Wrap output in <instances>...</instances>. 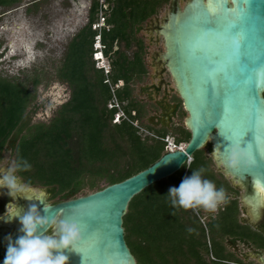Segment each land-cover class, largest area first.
<instances>
[{"label":"trees","instance_id":"trees-1","mask_svg":"<svg viewBox=\"0 0 264 264\" xmlns=\"http://www.w3.org/2000/svg\"><path fill=\"white\" fill-rule=\"evenodd\" d=\"M18 1L0 0V7ZM170 1L104 0L106 22L111 26L101 31L104 56L111 60L106 76L93 59L98 34L93 25L103 9L100 0H93L88 23L68 43L57 70L58 81L68 86L70 97L48 122L32 123L37 104L29 111L37 100L40 74L26 76L24 81L0 74V163L11 140L14 159L31 164L30 171L18 173L26 183L50 188L55 196L75 198L121 182L156 162L166 152L168 144L161 138L169 135V130L142 122L147 110L135 98L134 85L146 76L147 68L144 41L137 34L142 24ZM123 43L126 50L135 47L132 56L121 49ZM119 81L124 84L115 89V96L128 119L115 123L118 109H110L108 104L113 98L111 87ZM131 121H138L159 138L143 136ZM171 134L177 145L191 138L190 131L182 127ZM201 167L204 178L225 190L227 201L205 223L196 210L172 208L165 196L170 187L178 186ZM234 192L212 168L207 152L200 149L174 175L135 195L123 217V227L137 264H252L237 258L226 245L230 240L264 249V236L242 222ZM188 228L194 231L189 233Z\"/></svg>","mask_w":264,"mask_h":264},{"label":"water","instance_id":"water-1","mask_svg":"<svg viewBox=\"0 0 264 264\" xmlns=\"http://www.w3.org/2000/svg\"><path fill=\"white\" fill-rule=\"evenodd\" d=\"M175 3L160 29L165 46L162 57L187 113L185 126L191 138L181 149H166L148 168L121 182L56 205H45L49 217L80 225L82 239L75 246L76 252L65 251L69 264H137L123 227L130 201L153 183L174 175L207 144L212 145V157L224 168L221 170L246 190L244 203L251 217L258 218L264 209V121L258 123L257 143L251 148L254 163L238 172L222 165L226 155L223 150L230 144L227 139H236L247 114L246 66L235 63L233 57L245 55L256 65L264 60V0H220L222 7L214 14L206 11L209 0H188L182 9ZM213 68L223 71L210 84L207 74ZM259 94L264 98V90ZM232 104L238 105V112H229L226 121L218 119L225 106ZM253 142L254 133L249 131L242 144ZM37 205L42 207L39 202ZM19 234L16 230L11 236L15 239ZM6 244L0 247V262L5 257Z\"/></svg>","mask_w":264,"mask_h":264},{"label":"rangeland","instance_id":"rangeland-1","mask_svg":"<svg viewBox=\"0 0 264 264\" xmlns=\"http://www.w3.org/2000/svg\"><path fill=\"white\" fill-rule=\"evenodd\" d=\"M92 1L19 0L13 5L0 7V74L24 81L26 76L32 77L33 73L37 72L42 78V83L37 90V100L29 109L30 111L35 104L39 106L33 116L32 123L50 121L59 109L60 104L66 102L70 97L68 86L58 81L57 70L63 62L68 43L88 23ZM103 2V0H100V3ZM187 2L188 0L176 1L181 9ZM174 3L171 0L162 6L157 14L142 24L141 30L137 34L144 41V61L147 74L142 81H138L134 85L135 98L145 104L147 110V116L142 122L158 129L167 128L171 137H173L171 133L176 128L187 129L185 126L187 113L183 109L174 79L162 57L165 46L160 29L167 20ZM98 17L96 22L99 25L105 24L107 28H111L106 21H102L100 12ZM96 26L97 24L93 25V29ZM121 47L129 56H132L135 47L126 50L124 43ZM109 63L111 64V60L107 57L102 60V65L107 66ZM95 66L96 68L98 66L96 61ZM174 104L178 105V111L175 117L172 118V123H160L163 106ZM150 118H152V121ZM141 134L145 136L146 132H141ZM203 149L207 152V148L204 147ZM3 155L4 159L0 164V168H7L9 163L14 160V153L6 148ZM212 168L220 176L222 175L233 188H236L240 216L253 220L247 205L244 203L246 190L243 187H237L238 182L233 181L230 175L225 174L222 171L224 168L213 160ZM32 188L36 197H39L41 194L40 189L43 187L36 186ZM87 192L78 196L86 195ZM47 202L51 203L52 201L47 200ZM245 210L248 214L243 213ZM196 213L201 217L202 223L209 221L212 215H216L215 211L207 212L203 209H197ZM226 245L230 252L235 253L236 250L229 244ZM251 251L247 245H239V255L251 253ZM245 263L259 264L254 260H247Z\"/></svg>","mask_w":264,"mask_h":264},{"label":"clouds","instance_id":"clouds-1","mask_svg":"<svg viewBox=\"0 0 264 264\" xmlns=\"http://www.w3.org/2000/svg\"><path fill=\"white\" fill-rule=\"evenodd\" d=\"M227 140L230 144L223 150L226 154L222 161L224 167L238 172L254 163L249 145L244 146L238 139ZM30 170L31 164L22 158L12 160L7 168H0V195L10 197L0 221L10 223L15 219L20 224V234L15 239L10 234L5 237L7 244L2 264H69L65 251L76 252L75 246L82 239L80 225L45 214L47 207L36 197L33 188L18 175ZM204 172L203 167L192 170L191 175L185 176L178 186L169 188L165 196L172 208L214 212L227 202L225 190L204 178ZM18 198L38 201L42 207L30 203L27 210L20 211L16 203ZM187 231L192 233L194 229L188 228Z\"/></svg>","mask_w":264,"mask_h":264},{"label":"snow or ice","instance_id":"snow-or-ice-1","mask_svg":"<svg viewBox=\"0 0 264 264\" xmlns=\"http://www.w3.org/2000/svg\"><path fill=\"white\" fill-rule=\"evenodd\" d=\"M221 7L222 4L220 0H209L206 11L208 14H214ZM236 47H239L238 43ZM233 59L235 63L246 66L243 68L246 85L244 89V98L247 105L246 122L239 127V131L236 133V139L243 142L245 134L252 131L254 133V142L248 144L252 148L255 147L257 143L258 123L264 121V98H261L259 94L264 90V60H262L259 65H256L251 63L245 55H234ZM222 71V68L211 69L207 74L209 83L212 84L213 77ZM225 75L227 74L225 73ZM229 112L233 114L238 112V105L232 104L225 106L218 119L226 121ZM262 191H264V189H262Z\"/></svg>","mask_w":264,"mask_h":264},{"label":"flooded vegetation","instance_id":"flooded-vegetation-1","mask_svg":"<svg viewBox=\"0 0 264 264\" xmlns=\"http://www.w3.org/2000/svg\"><path fill=\"white\" fill-rule=\"evenodd\" d=\"M64 103H65V101L62 104H64ZM62 104H60V106ZM162 111H163V113L160 117V123H164L165 120L168 121L167 117L169 115H171V117H170V120L168 122L172 123L171 120H172V118L175 117V115L178 111V105L177 104L170 105V106L164 105ZM36 112L34 114H36ZM34 114H33V116H34ZM32 120H33V117H32ZM6 148H9L10 150L13 151V145H12L11 140L7 143L5 150H6ZM205 148H207V156L209 158H211L213 161H215V159L212 157V145L207 144L205 146ZM31 187H36V186H31ZM237 187H242V185L237 183ZM40 191H41V194L37 198H40L42 200L43 205H47V204L56 205L62 201L71 199V198H62V196H58V195L55 196V192L50 188L43 187L40 189ZM5 192H6V190H5ZM236 195H237V193L234 192L233 198H237ZM47 200H51L52 202L48 203ZM9 202H10V197H8L6 194L0 195V215L4 214L5 206ZM16 203L20 207V211H23V210H27L28 205L30 203H38V201H28V200H25L22 198H18ZM10 207H11V205H10ZM221 207H223L222 204L218 209H216L215 214H218ZM243 213L248 214L247 210H245ZM240 218H241L242 222H244V224L251 226L253 230L257 231L258 233H261L264 236V209L262 210L260 216L256 219L252 220V219L245 218L243 216L242 217L240 216ZM19 228H20V224H19L18 220L14 219L10 223H5L4 221H0V247H2L3 245H5L7 243V241L5 240V237L8 236L9 234L11 235L14 231L18 230ZM226 244H229L234 250H236L234 254L237 258H240V259L245 260V261L256 260V261H258L259 264H262V256H263L264 250L261 248H257L256 245H254L252 243L251 244H244L243 242H239V241L230 242V240H227ZM240 244L241 245H247V247L252 250L251 253H245V254L239 255L238 253H239V245ZM2 262L3 261H1L0 264H2Z\"/></svg>","mask_w":264,"mask_h":264},{"label":"built area","instance_id":"built-area-1","mask_svg":"<svg viewBox=\"0 0 264 264\" xmlns=\"http://www.w3.org/2000/svg\"><path fill=\"white\" fill-rule=\"evenodd\" d=\"M104 1V0H103ZM101 4V7L103 9L100 10V13H101V19L102 21H106V14H105V9H106V4L105 2L103 3H100ZM105 8V9H104ZM104 12V13H103ZM97 24V26L94 28L95 30H98V34L95 36V43H94V48H95V53H94V60L97 62V68L98 69H102L105 73L106 76L109 75L110 71H111V65L109 63V65H102V60L105 59V56H104V59H103V49H104V45L102 43V37H101V31L103 28H107L105 24L103 25H99V23H95L94 26ZM109 29V28H107ZM98 55L101 56V59H99ZM98 57V58H97ZM108 83H110L109 80H107ZM124 82L123 81H119V83L117 85H115V87H111L112 88V93H113V98L112 100L109 102L108 104V107L110 109H113V108H117L118 111L116 112L115 114V117H114V122L115 123H120L123 119H128L127 115L125 114V112L123 111L122 107H121V103L118 101V99L116 98L115 96V89L116 88H119L121 86H123ZM132 124L139 128V130L141 132H146V134L150 135V136H154V137H157L159 138L157 135H155L154 133H151L149 132L148 130H146L145 128H143L140 123L138 121H131ZM163 141H165L168 145H167V149L168 150H171V151H174L176 149H181L183 145H185V143H180V144H176L175 141H174V137H171L170 135H167L166 137L164 138H161Z\"/></svg>","mask_w":264,"mask_h":264},{"label":"crops","instance_id":"crops-1","mask_svg":"<svg viewBox=\"0 0 264 264\" xmlns=\"http://www.w3.org/2000/svg\"><path fill=\"white\" fill-rule=\"evenodd\" d=\"M162 113H163V111H162ZM150 120L152 121V118H150ZM164 123L168 124L169 122L165 120ZM164 123H163V124H164Z\"/></svg>","mask_w":264,"mask_h":264},{"label":"bare ground","instance_id":"bare-ground-1","mask_svg":"<svg viewBox=\"0 0 264 264\" xmlns=\"http://www.w3.org/2000/svg\"><path fill=\"white\" fill-rule=\"evenodd\" d=\"M98 57H99V59H101V56H100V55H98ZM98 57H97V58H98ZM182 147H184V145H183Z\"/></svg>","mask_w":264,"mask_h":264}]
</instances>
